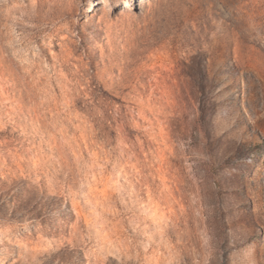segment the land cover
I'll return each instance as SVG.
<instances>
[{
	"label": "rangeland",
	"instance_id": "obj_1",
	"mask_svg": "<svg viewBox=\"0 0 264 264\" xmlns=\"http://www.w3.org/2000/svg\"><path fill=\"white\" fill-rule=\"evenodd\" d=\"M0 264H264V0H0Z\"/></svg>",
	"mask_w": 264,
	"mask_h": 264
},
{
	"label": "bare ground",
	"instance_id": "obj_2",
	"mask_svg": "<svg viewBox=\"0 0 264 264\" xmlns=\"http://www.w3.org/2000/svg\"><path fill=\"white\" fill-rule=\"evenodd\" d=\"M144 1V0H143ZM130 4H128V7H129Z\"/></svg>",
	"mask_w": 264,
	"mask_h": 264
}]
</instances>
